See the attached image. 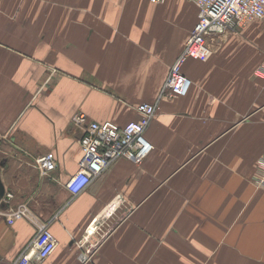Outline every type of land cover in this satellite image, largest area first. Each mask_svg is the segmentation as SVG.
<instances>
[{
    "label": "crops",
    "instance_id": "0c3cea01",
    "mask_svg": "<svg viewBox=\"0 0 264 264\" xmlns=\"http://www.w3.org/2000/svg\"><path fill=\"white\" fill-rule=\"evenodd\" d=\"M195 0H0V264L48 222L35 264H264V22L206 37L186 95L158 101L141 164L120 157L72 195L76 112L125 124L155 101ZM53 151L42 175L37 158ZM3 195V196H4ZM25 204L29 216L7 215Z\"/></svg>",
    "mask_w": 264,
    "mask_h": 264
},
{
    "label": "built area",
    "instance_id": "2783aa9c",
    "mask_svg": "<svg viewBox=\"0 0 264 264\" xmlns=\"http://www.w3.org/2000/svg\"><path fill=\"white\" fill-rule=\"evenodd\" d=\"M153 3L163 0H150ZM198 7L197 20L192 27L182 51L171 64L160 95L155 101H143L135 106L138 118L125 124L112 121L91 120L83 112H76L71 122L81 130L79 136L80 157L78 169L66 182L72 195L84 191L92 180L103 173L116 159L127 158L135 164H141L153 150L154 145L146 139L144 131L152 120L163 97L175 98L186 95L191 79L182 72V65L188 59L207 61L212 49L206 42L210 34L235 31L242 28L250 19L264 22V0H195ZM36 166L42 175L57 167L53 151H48L37 158ZM258 176L264 182V170ZM5 193L3 202L11 198ZM7 215L14 218L29 216L25 204L8 210ZM30 217V216H29ZM58 244L57 238L50 231L48 222L39 221L36 231L24 249L12 264H35L48 257Z\"/></svg>",
    "mask_w": 264,
    "mask_h": 264
},
{
    "label": "water",
    "instance_id": "95a60500",
    "mask_svg": "<svg viewBox=\"0 0 264 264\" xmlns=\"http://www.w3.org/2000/svg\"><path fill=\"white\" fill-rule=\"evenodd\" d=\"M4 195V187L2 185V183L0 182V197L2 198Z\"/></svg>",
    "mask_w": 264,
    "mask_h": 264
},
{
    "label": "rangeland",
    "instance_id": "374dc122",
    "mask_svg": "<svg viewBox=\"0 0 264 264\" xmlns=\"http://www.w3.org/2000/svg\"><path fill=\"white\" fill-rule=\"evenodd\" d=\"M79 140V139H78ZM79 148H80V146H79Z\"/></svg>",
    "mask_w": 264,
    "mask_h": 264
}]
</instances>
